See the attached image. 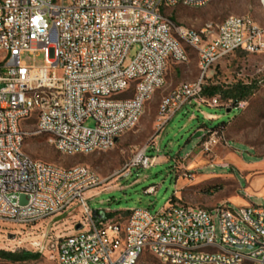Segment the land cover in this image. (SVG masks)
Here are the masks:
<instances>
[{
  "label": "built area",
  "instance_id": "2783aa9c",
  "mask_svg": "<svg viewBox=\"0 0 264 264\" xmlns=\"http://www.w3.org/2000/svg\"><path fill=\"white\" fill-rule=\"evenodd\" d=\"M203 3L210 0H0V222L34 227L79 205L82 218L74 233L57 243L58 264H139L138 252L163 264H241V259L264 264V207L223 203L207 210L170 200L155 215L142 209L130 212L124 224L107 221L86 199L100 184L94 170L56 172L55 165L32 160L18 145V138L33 135L16 129L20 114L41 109L43 117L31 125L59 153L109 151L116 132L134 125L138 97L164 82V57L189 62L182 49L201 57L200 81L181 84L156 139L190 105L222 107L204 95L205 79L236 53L264 54V28L231 16L199 32L183 31L164 13ZM171 36H179V44H171ZM135 46L139 50L127 64ZM39 54H44L42 67L36 66ZM127 76H141V83L126 85ZM41 86L55 87L56 104L29 103L31 87ZM89 91L121 92V99L95 101ZM202 131L210 135L202 145L209 152L216 136ZM153 164L154 157L143 150L128 168ZM195 175L184 170L189 181ZM25 213H34V220H25Z\"/></svg>",
  "mask_w": 264,
  "mask_h": 264
},
{
  "label": "rangeland",
  "instance_id": "374dc122",
  "mask_svg": "<svg viewBox=\"0 0 264 264\" xmlns=\"http://www.w3.org/2000/svg\"><path fill=\"white\" fill-rule=\"evenodd\" d=\"M174 26L199 31L208 23L221 24L231 16L250 17L264 28L263 0H213L202 8L175 7L164 9ZM139 50L135 46L128 56L127 64ZM189 62H172L165 75V86L156 91L147 101L140 122L132 130L119 138L113 148L106 152L92 155H66L59 153L47 141L46 136L36 135L34 124L28 125L33 135L25 142L24 153L34 160L70 169L86 166L94 170L100 184L94 189L102 192L88 202L92 212H107L104 219L124 224L135 210L149 209L152 214L162 211L174 197L176 191V169L187 158V162L208 161L211 165L197 171L202 175H216V185L221 187L218 198L231 196L245 197L243 190L247 184L241 174V168L223 167L215 163L231 154L238 155L245 163L262 162L264 164V54L236 53L214 67L205 79L207 89L215 92L214 96L222 107L212 108L190 105L184 108L167 124L159 135V107L164 96L176 87L198 78L197 52L188 49ZM25 61L32 65L31 59ZM44 65V54L36 58V66ZM239 86L249 88L245 101L238 104L226 97ZM212 93V92H211ZM230 110V112H228ZM208 115L218 116V120L208 119ZM222 123V129L216 130L215 142L209 152L202 145L209 142L210 135L201 140H194L198 129L211 130ZM86 126L94 127L93 121ZM143 150L150 157H166L168 162L149 169L128 168L134 158ZM160 151V152H159ZM229 162V159L225 160ZM235 183L236 186H233ZM155 188V193H148ZM210 191L217 192L215 187ZM212 194H210L211 196ZM251 205L264 207V200L258 197L248 198ZM203 208V207H199ZM205 209V208H203ZM82 218L79 205L48 218L34 227H22L0 222V252L40 254L34 261L14 263L0 258V264H58L57 243L60 238L74 233L75 225ZM139 264H163L155 256L145 254Z\"/></svg>",
  "mask_w": 264,
  "mask_h": 264
},
{
  "label": "crops",
  "instance_id": "0c3cea01",
  "mask_svg": "<svg viewBox=\"0 0 264 264\" xmlns=\"http://www.w3.org/2000/svg\"><path fill=\"white\" fill-rule=\"evenodd\" d=\"M187 53H188V49ZM189 55V54H188ZM170 63H172L170 61ZM169 63V64H170ZM178 63V62H176ZM184 64V63H180ZM198 69H199V58H198ZM200 71V70H199ZM198 78L192 82L193 83L199 79ZM177 88V87H176ZM208 119L218 120V116L208 115ZM160 152V151H159ZM189 158L184 160L176 169V191L174 193L175 202L182 205L193 206V207H203L207 210H211L220 204L223 203H231L236 207H246L251 205L248 198L258 197L264 200V164L260 161L255 163H245L238 155L231 154L224 160H220L215 163L217 165L231 168L240 167L241 174L244 176L246 181V188L243 190L245 193V197L241 196H231L228 198H218L219 190L221 187L214 183L215 180L218 179L216 175H202L198 174L197 171L205 168L208 165H211L208 161L203 162H187ZM229 159V162L225 160ZM168 162L166 157L157 156L154 157L153 166H159L166 164ZM191 170L196 173L194 181H189L184 177V170ZM233 186H236L235 183H232ZM210 187H215L218 191L214 193V191H210V196L207 195V191ZM237 187V186H236ZM239 190V187H237ZM102 192L98 190H92L87 193L86 199L89 201L95 199L100 196ZM98 218H105L104 215L107 212L97 211L94 212Z\"/></svg>",
  "mask_w": 264,
  "mask_h": 264
},
{
  "label": "bare ground",
  "instance_id": "6f19581e",
  "mask_svg": "<svg viewBox=\"0 0 264 264\" xmlns=\"http://www.w3.org/2000/svg\"><path fill=\"white\" fill-rule=\"evenodd\" d=\"M213 0H210V2ZM264 1V0H263ZM208 3H203L202 7L207 5ZM235 19H248L250 17H237L234 16ZM252 19V18H250ZM256 26L260 27L257 23ZM183 31H191V32H199L195 30H190L183 28ZM171 44H179V36H171ZM182 59H189V55L186 49H182ZM171 61V57H164V82L155 85V88H152L151 93H146L145 96L138 97V109L134 114V125H130L129 128H125L116 132V141L114 144H110V149L115 146L117 141L120 137L126 134L128 131L132 130L135 126H137L140 122V119L144 113L145 105L150 97L158 90L162 89L165 86V75L168 69V65ZM178 63H184V60H175ZM201 66V57L199 56V69ZM200 77L197 81L193 83H188V85H196L199 83ZM133 83H141V76H127L126 77V85H133ZM181 85L174 89L171 93L164 96L160 107H159V118H158V125L161 128V123L165 119L168 118V108L171 106V102L173 100V95H177L180 93ZM89 98H95V101H105L108 102H116L117 100L121 99V92H114V93H107L105 92H98V91H89ZM38 100H47L49 104H56L57 103V94L54 86H41V87H31L30 96H29V103H36ZM41 117H43V110L41 109H34L33 114L31 113H21L20 120L16 121V129L20 131L21 135H28L29 131L28 128L31 124V121H40ZM27 138H18V145L22 152H24L25 142ZM51 144V143H50ZM58 152L59 148L51 144ZM62 154L66 155H88L87 153H72V152H62ZM34 160V159H32ZM84 166H76L72 168V171H83ZM85 169H89L85 166ZM56 172H65L64 168L56 167ZM98 177V176H97ZM25 220H34V213H25ZM147 254L146 252H138V259ZM202 264H220V263H210V261H203ZM241 264H259L257 262H249V259H241Z\"/></svg>",
  "mask_w": 264,
  "mask_h": 264
},
{
  "label": "trees",
  "instance_id": "16d2710c",
  "mask_svg": "<svg viewBox=\"0 0 264 264\" xmlns=\"http://www.w3.org/2000/svg\"><path fill=\"white\" fill-rule=\"evenodd\" d=\"M212 92V93H211ZM215 92H213L211 89L205 88L204 90V95L205 96H214ZM249 94V88L244 87V86H239L237 90L230 92L228 96L226 97L227 99L234 100L237 104L241 101L246 100V96ZM227 123H222L215 129H211L212 132L216 130H223L222 128L226 125ZM204 127L199 128L198 130H202ZM172 201L175 202V198L171 199ZM40 254H33L31 252H21V253H4L0 252V258H3L5 260L14 262V263H20V262H26V261H34L38 260L40 258Z\"/></svg>",
  "mask_w": 264,
  "mask_h": 264
},
{
  "label": "water",
  "instance_id": "95a60500",
  "mask_svg": "<svg viewBox=\"0 0 264 264\" xmlns=\"http://www.w3.org/2000/svg\"><path fill=\"white\" fill-rule=\"evenodd\" d=\"M228 112H230V110H229ZM204 136H205V132L202 131V130H199V131H197V132L194 134L193 139H194V140H201ZM80 229H81V226H78V227H77V230H80Z\"/></svg>",
  "mask_w": 264,
  "mask_h": 264
}]
</instances>
